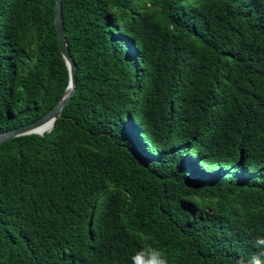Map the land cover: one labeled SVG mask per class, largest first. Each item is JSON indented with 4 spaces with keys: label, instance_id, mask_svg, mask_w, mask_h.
Masks as SVG:
<instances>
[{
    "label": "trees",
    "instance_id": "1",
    "mask_svg": "<svg viewBox=\"0 0 264 264\" xmlns=\"http://www.w3.org/2000/svg\"><path fill=\"white\" fill-rule=\"evenodd\" d=\"M56 0H0V133L69 85ZM77 90L0 146V264L264 262V0H63Z\"/></svg>",
    "mask_w": 264,
    "mask_h": 264
},
{
    "label": "water",
    "instance_id": "2",
    "mask_svg": "<svg viewBox=\"0 0 264 264\" xmlns=\"http://www.w3.org/2000/svg\"><path fill=\"white\" fill-rule=\"evenodd\" d=\"M55 28L59 38L60 50L66 61L69 70V85L61 100L55 105V107L49 111L42 118L29 123L27 125L0 133V146L7 143L10 140L28 136L39 135L45 136L52 131L55 124L62 118L64 110L71 102L77 90V65L71 55L70 47L67 41L65 23L63 18V0L55 1Z\"/></svg>",
    "mask_w": 264,
    "mask_h": 264
},
{
    "label": "clouds",
    "instance_id": "3",
    "mask_svg": "<svg viewBox=\"0 0 264 264\" xmlns=\"http://www.w3.org/2000/svg\"><path fill=\"white\" fill-rule=\"evenodd\" d=\"M257 245H264V238H257ZM262 255H264V253H262ZM160 264H167V260L162 258ZM237 264H243V262L238 261ZM250 264H264V262H262L258 256L254 255Z\"/></svg>",
    "mask_w": 264,
    "mask_h": 264
}]
</instances>
